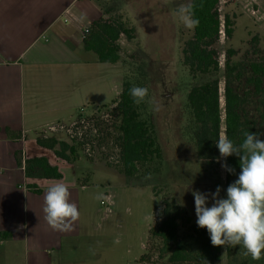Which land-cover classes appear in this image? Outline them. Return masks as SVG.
Masks as SVG:
<instances>
[{"label": "rangeland", "instance_id": "1", "mask_svg": "<svg viewBox=\"0 0 264 264\" xmlns=\"http://www.w3.org/2000/svg\"><path fill=\"white\" fill-rule=\"evenodd\" d=\"M98 2L106 20L136 28V38L129 40L121 36V61L116 68H103L99 75L96 67L100 69L102 65L94 63L92 67L90 83L94 89L101 83L103 88L107 83L109 86L112 77L119 76L113 84L118 95L93 92L91 102L106 105L80 111L77 108L85 107L89 101L81 95L87 88L88 76L73 80L68 86L57 80L51 85L42 80L39 85L43 95L42 108L66 106L69 111L58 117L62 122L52 125L58 127L57 132L50 133L44 128L35 137L47 135L69 141L73 134L75 138L79 135L83 138V145L75 141L78 159L74 163L78 185L83 186L79 197L83 231L78 239L63 243L59 261L55 264H172L168 260L169 254L162 253L160 239L154 235L164 202L174 201L188 212L192 223H196L193 190L214 193L219 186L220 198H226L225 169L221 166L225 158L219 156V162H207L196 157L193 139L197 126L187 105V93L192 87L218 79L220 134L225 133L226 51H234L230 62L243 74L241 81L235 80L233 87L244 93L248 64L264 60V4L261 0H219L221 31L214 45L219 71L216 75H192L182 63V50L192 37V29L186 28L174 14L178 5H187L191 0ZM130 2L137 15L125 8L126 15L122 14L121 6ZM164 3L167 9H164ZM225 16L232 24L229 39L223 30ZM91 55L95 58L93 53ZM125 82L148 89L142 107L143 117L152 120L162 151L160 164L139 167L133 177L122 175L117 166L120 145L117 102ZM252 106L254 108L255 104ZM71 114L72 120L68 121ZM105 199L107 203L101 205ZM211 205L209 197L207 206ZM152 210L154 219L150 218ZM182 231L185 228L181 227L179 232ZM117 239L119 243L115 242ZM1 250L22 251L19 247L8 246ZM244 251L241 246H221V259L215 264H240L243 261L245 264H264V256L258 261L252 260L244 255Z\"/></svg>", "mask_w": 264, "mask_h": 264}, {"label": "crops", "instance_id": "2", "mask_svg": "<svg viewBox=\"0 0 264 264\" xmlns=\"http://www.w3.org/2000/svg\"><path fill=\"white\" fill-rule=\"evenodd\" d=\"M163 6L167 9L166 3ZM121 7L123 15V8L138 14L131 2ZM106 18L98 0H0V231L12 234L10 240L0 242V264H55L63 243L82 235L81 215L73 230L67 232L53 230L45 220L44 194L50 185L67 184L70 200L78 210L83 186L78 185L74 164L36 143L38 131L62 122L58 117L69 111L66 106L42 108L39 85L42 80L49 85L57 80L68 86L71 81L88 76L87 88L81 93L89 99L88 105L81 107L85 109L106 105L92 103L93 92L118 95L113 84L119 76H113L111 84L104 88L103 83L95 89L90 83L94 63L102 65L100 69L96 67L99 75L103 68H116L118 63H98L96 56L83 47L84 32L94 21ZM131 27L136 38V28ZM72 117L69 115L67 120ZM4 128L20 132L22 138L8 140ZM14 152H21L24 158H46L58 168L62 178L26 177L14 160ZM27 185L37 186L42 193L28 191ZM5 246L22 251H2Z\"/></svg>", "mask_w": 264, "mask_h": 264}, {"label": "trees", "instance_id": "3", "mask_svg": "<svg viewBox=\"0 0 264 264\" xmlns=\"http://www.w3.org/2000/svg\"><path fill=\"white\" fill-rule=\"evenodd\" d=\"M194 5L195 18L199 24L192 29V37L185 42L182 50V63L192 75H216L219 71L217 52L214 48L220 31L221 21L218 14L219 0H191ZM231 21L225 16L223 30L226 38H231ZM135 29L125 27L119 21L99 19L94 21L84 33L83 47L92 52L98 63L116 64L120 61L119 38L124 35L133 39ZM234 51H226L224 72V126L225 134L234 144L244 140L243 133H261L264 140V60L252 61L248 64L245 78L246 92L241 93L233 87L235 80L241 81L243 74L236 65L230 62ZM219 81L217 78L201 85L192 87L187 93V105L191 118L197 126L194 134L196 157L207 162L218 160L220 153L216 142L220 135L221 109ZM134 85L125 82L117 102L120 115L118 133L120 134L119 172L126 177L135 176L139 167L162 161V151L158 143L155 126L147 116L143 117V102L135 104L130 95ZM255 100V101H253ZM255 104L253 108V103ZM8 140L18 141L20 132L4 128ZM38 146L48 149L53 154L70 164L78 159L77 145L74 141H66L55 137L36 138ZM14 160L22 168L26 177L39 176L44 179H61L62 174L56 166H51L46 158H24L21 152H14ZM225 163L235 171L225 170V191L238 179L241 171L239 157L236 155L225 158ZM28 191L40 195L35 185H27ZM159 224L154 235L162 243V253L169 254L172 264H215L221 259V246H213L206 228L192 223L188 212L174 201H165L159 212ZM185 228L182 233L180 228ZM12 234L0 231V242L10 240ZM228 252V251H227ZM228 264H231L230 262ZM240 264H245L243 261Z\"/></svg>", "mask_w": 264, "mask_h": 264}, {"label": "clouds", "instance_id": "4", "mask_svg": "<svg viewBox=\"0 0 264 264\" xmlns=\"http://www.w3.org/2000/svg\"><path fill=\"white\" fill-rule=\"evenodd\" d=\"M174 14L188 29H195L199 24L191 3L178 5ZM129 92L137 105L148 97L146 87L133 86ZM260 135L245 131V138L239 145L225 133L219 135L216 146L220 157L236 155L241 169L238 179L227 187L226 198H220L219 186L214 193L192 191L196 223L198 227L207 229L211 244L241 246L245 250L244 255L256 261L264 256V140L259 138ZM221 166L230 173L235 171L227 163ZM70 196L69 186L63 182H56L46 189L43 212L53 230L72 231L79 219L80 212ZM209 197L212 200L210 207L207 206ZM150 218L154 219L153 210ZM115 242L119 243V240Z\"/></svg>", "mask_w": 264, "mask_h": 264}, {"label": "built area", "instance_id": "5", "mask_svg": "<svg viewBox=\"0 0 264 264\" xmlns=\"http://www.w3.org/2000/svg\"><path fill=\"white\" fill-rule=\"evenodd\" d=\"M86 32V31H85ZM84 32V33H85ZM85 110V108H81L80 109V111H84ZM48 131L50 132V133H55V132H57L58 131V127H56V126H51V127H49L48 128ZM42 138H49L47 135H43V136H41ZM78 141L79 143H81L82 144V142H83V138L81 137V135H79V138H75L74 137V135L72 134V135H70L69 136V141ZM78 145V144H77ZM80 145V144H79ZM83 145V144H82ZM107 198V197H106ZM105 203H107V201H106V199H105V201H101V205H104Z\"/></svg>", "mask_w": 264, "mask_h": 264}]
</instances>
